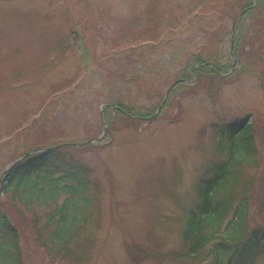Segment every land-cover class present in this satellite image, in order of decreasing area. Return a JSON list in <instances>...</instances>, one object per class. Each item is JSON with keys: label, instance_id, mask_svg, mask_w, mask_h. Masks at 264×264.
<instances>
[{"label": "rangeland", "instance_id": "rangeland-1", "mask_svg": "<svg viewBox=\"0 0 264 264\" xmlns=\"http://www.w3.org/2000/svg\"><path fill=\"white\" fill-rule=\"evenodd\" d=\"M200 1L0 0V78L19 69L39 73L37 83L29 80V87L0 97V172L48 139L64 147L59 162L50 164L63 180L59 190H66L57 207L72 201L64 228L74 232L73 218L83 228L70 248L90 257L89 264H134L126 244L144 251L141 264H216V241L195 260L177 257L188 251L186 233L198 221L211 225L209 233L238 232L248 208L244 229H264V32L252 30L246 40L243 62L250 58L252 69L239 62L233 71L232 32L244 0ZM131 27L136 33L157 28L159 39L121 41ZM60 40L70 52L57 67ZM193 56L226 64L233 74L222 80L205 74L179 87ZM171 89L162 114L134 128L119 112L109 114L111 121L102 117L108 102H122L135 114L156 113ZM245 120L254 129L255 156L247 157L238 143L228 175L207 195L218 166L230 160L231 141L219 132ZM106 126V140L83 145L101 139ZM219 206L220 225L213 212ZM51 212L38 210L42 225ZM48 243L40 250L32 236L22 235L20 260L2 245L0 264H67ZM248 254L246 264H264L260 249Z\"/></svg>", "mask_w": 264, "mask_h": 264}, {"label": "trees", "instance_id": "trees-1", "mask_svg": "<svg viewBox=\"0 0 264 264\" xmlns=\"http://www.w3.org/2000/svg\"><path fill=\"white\" fill-rule=\"evenodd\" d=\"M204 1L205 0H201L200 2L203 3ZM236 3L238 2L236 1ZM231 5L233 8L234 3ZM241 5L239 15L236 18V20L239 19V21L232 32V45L234 47V56L237 62H241L246 68L252 69L251 66L253 64H249L252 63L251 59H245L243 62L242 56L243 53L246 52V40L250 31H257L258 36L264 32V0H244ZM153 12L154 4L150 7V16H152ZM152 20L153 19H149L150 22ZM174 22L178 24L176 18H174ZM135 31V28L131 27L127 29V31L122 32L121 40L132 43L144 37H149L157 41L159 39L157 28L153 30L149 28L146 31L137 33ZM134 37L136 38L131 40ZM62 45L63 42L56 47V52H60L61 59L65 61L69 47L63 48ZM209 64L210 61L205 60L202 56H193L189 58L185 69L182 71L181 79L183 80L180 81H183V83L179 87H183L185 83H193L197 78L200 79L205 74L218 77L222 80L221 75H228L230 73L226 64L215 65V70H212ZM229 66L233 70L232 62H230ZM27 72V70L19 69L11 73L8 77H11V82L18 83L20 87L24 88L28 86L27 80L29 78L32 81L38 78L35 72H28L29 74H26ZM37 80H39V78ZM8 85L10 87V82L7 81L6 78L1 77L0 94L1 92H8ZM12 90L15 89L13 88ZM163 102L162 100L158 108L163 106ZM167 105L168 101L163 111L167 108ZM118 107L126 111L129 116H142V114L133 115V111L123 104H118ZM128 115H122L121 118H125L126 122H128V126L134 128L136 126L134 123H139L138 121L140 120L128 117ZM153 115H155V113H151L145 117H151ZM219 133H221L223 138L227 137L231 141L232 148L230 153H228L230 160L228 163L218 166L220 173L217 176L216 184L213 185L212 183H208L209 188L207 195L215 186L221 184L228 175V167L234 163L235 157L239 154L238 143H242L241 148L243 150L247 149V157L252 158L256 153L254 150V132L252 126L248 125V120L240 123H228L223 131ZM51 140L52 139H48L47 144H49ZM47 147H49L48 152L34 155L24 160L4 178L3 185L0 188V197L2 198L3 195V199L0 198V207L3 209V216H0V234L2 233L0 247L4 245L2 248H4L6 252L11 251V254L13 256L17 255L19 259V257H21L19 248L21 237L23 235L25 239H28L29 234L38 246L42 248L49 244L48 242H51L56 249L53 248L58 252L57 255L67 264H89L91 262L90 257H85V255L80 256L70 248V245H72L75 240L74 238L80 236L83 228L78 229V225L76 224L77 220L75 218H73L75 226L69 229L74 230V232H68V229L64 228L69 226V222L72 220V201L67 198L60 209L57 207L62 199L60 191H62L61 193H66V190H59V186L63 185V183L61 184L60 182L63 180L57 181L58 178L56 179V173L51 172L52 169H54V165L50 166V164L59 162V154H61L63 151L62 148L64 147ZM231 158L233 159L231 160ZM237 165H240V163H237ZM41 208H49L52 210L46 225H42L41 217L38 215L37 209ZM204 209L205 214H211L209 206H206ZM247 210L248 208H243L241 211V218L244 220V224L240 226L238 232L231 230V227H229L231 230L229 231L228 229L230 232V234L228 233L230 242L223 239L218 240L217 237H215V233L220 231L214 230L212 233L210 232V234L211 225L205 221H198L194 228L186 233L184 251H188L185 255H178L177 257L182 260L192 259L191 255L193 254L199 256L202 251L214 241L219 242V244L215 245V249L212 252L215 256L216 264H221L230 254L231 258L229 264H246L249 256L248 253H252L256 249H260L262 255H264V247L261 245V241L264 240V232L261 230L264 229L262 227L256 228L251 234H248L247 230L244 229L246 227ZM213 212L217 214L215 221L218 225L223 223L225 216L220 215L222 212L221 207L219 206V208L215 209ZM51 226H56V230H54L51 237H48V240H46ZM236 226H238V224H236ZM261 235L262 237H260ZM125 250L134 264H141L144 259H147L143 255L144 251L139 250L131 244H126Z\"/></svg>", "mask_w": 264, "mask_h": 264}, {"label": "water", "instance_id": "water-1", "mask_svg": "<svg viewBox=\"0 0 264 264\" xmlns=\"http://www.w3.org/2000/svg\"><path fill=\"white\" fill-rule=\"evenodd\" d=\"M157 117V116H156Z\"/></svg>", "mask_w": 264, "mask_h": 264}]
</instances>
